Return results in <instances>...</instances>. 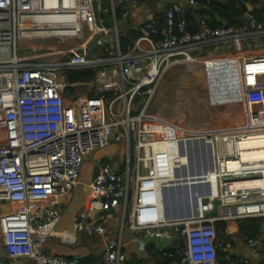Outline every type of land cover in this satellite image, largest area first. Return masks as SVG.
Instances as JSON below:
<instances>
[{"label":"built area","instance_id":"obj_1","mask_svg":"<svg viewBox=\"0 0 264 264\" xmlns=\"http://www.w3.org/2000/svg\"><path fill=\"white\" fill-rule=\"evenodd\" d=\"M110 1L114 21L116 4ZM141 1L121 0L123 21ZM182 15V7L173 5L165 11L162 30L154 22L138 25L134 45L121 54L116 26L97 23L93 0H0V264L18 258L82 264L44 252L62 214L61 204L49 200L76 188L88 155L114 145L125 147V169L105 162L96 166L86 203L74 221L75 234L104 237V214L127 209L131 172L136 181L127 229L160 252L166 248L163 242L183 240L178 264H217V222L264 218V160L243 162L240 148L249 136L264 134V56L237 59L242 130L185 139L148 114L157 87L172 68L193 67L202 58L193 53L216 44L264 36V19L258 22L246 13L238 28L202 24L192 34ZM95 36L98 48L112 37L114 53L107 52L106 59L89 57L86 49ZM31 52L38 55L28 56ZM98 68L91 82L70 84L66 79L67 70ZM79 90L83 94L76 95ZM196 138L212 145L213 170L182 186L172 181V171L182 166L180 158L160 146ZM243 183L249 185H239ZM178 191H185L190 205L184 216L168 207L169 196ZM213 200L218 215L209 218L205 214ZM259 246L257 238L247 239L250 253ZM101 260L126 264L121 242H107ZM240 264H250V258Z\"/></svg>","mask_w":264,"mask_h":264},{"label":"crops","instance_id":"obj_2","mask_svg":"<svg viewBox=\"0 0 264 264\" xmlns=\"http://www.w3.org/2000/svg\"><path fill=\"white\" fill-rule=\"evenodd\" d=\"M112 1L117 6L121 5L123 7L121 0ZM189 1L190 0H142L138 8L133 12L132 16L127 21L121 20L119 22V27L121 30L125 31L128 27L134 29L144 22L157 23L160 21L162 22V20L163 22L161 26L163 27L165 25V11L173 5H179L183 9V15L181 19L183 20L186 26L187 32L191 33L193 30L199 29L202 24H206V20L210 22V19L195 14L194 12L198 11L201 7L197 5L196 0H192L195 2V5L193 6L189 5ZM102 2L106 4L108 8H110V18L112 23L111 29L114 27V25L117 27L115 19L114 21L112 20L111 1L103 0ZM234 3L236 9H240L243 6L246 10L244 14L250 13L258 22H263L264 0H234ZM190 7L192 9L187 13L186 10ZM244 14L240 18L244 19ZM184 15H189L190 17L184 18ZM240 18H238V20ZM192 21L195 22L196 26L192 25ZM217 21L221 25H224V22L222 20L218 19ZM98 22L99 25L103 26L101 20ZM111 45H114V43H111ZM209 52L214 54L222 53L225 55H229L233 59L208 61L205 69L207 84L209 81H211V83L215 87V85L218 84V81L222 79V81L224 80L226 82L225 85L227 84L226 87L230 91V94L233 96L236 95L235 98L239 97L238 99H240L241 94L237 78V59L264 56V36H251V38L247 42L230 41L225 44H216L204 50L194 52L193 55L198 54V56L200 55L201 57H203V55L208 54ZM218 63L226 64L224 66L226 70L221 72L219 65H216ZM176 67L172 68L169 72H171ZM115 149H120L122 152H124V154H126L125 147H123L122 145H114L109 146L104 150H99L88 155L84 159V164L82 166L80 178L76 188L69 194L54 195L50 198L49 204H61L62 214L59 222L55 226V234L48 238L46 242V245L44 247L45 253L75 260L82 264H101V256L106 243L112 241H120L123 245V251L127 256L126 262H131L132 260H135L141 261L143 264L163 263L162 261L156 260L154 258V253L156 251L160 252L155 244H152V253L149 254L145 251V245L149 243L141 242V235L139 233L131 232L127 229L130 215L129 204L125 212H122L121 209H118L112 210L104 214V237L86 236L82 234H75L74 232V221L76 219L77 214L83 209L86 203V199L89 195V184L91 182L92 175L96 166L100 163L107 162L109 164H112L118 170H124V167L122 168V165H120L116 160L115 156L117 154H115ZM122 157L123 161H125L126 156ZM179 193L180 192H176L174 193V195H170L169 202H173V200H175L174 203L184 202L188 211L190 205L186 201L185 195L183 193ZM192 205L194 206V204ZM187 211L185 213H187ZM185 213L182 214V216H184ZM245 220H261L263 225L261 226L260 234L255 237L259 240L260 246L255 252L250 253L247 248V239L250 238L242 236L239 230L240 220L232 222L228 221L226 222V246L223 249V251L227 255L226 260L229 261V256H232L233 261L228 264H240V261L243 258L249 257L250 264H264V232H262V228H264V218H247ZM66 234L70 235L71 239L62 240L61 236H65ZM176 242L177 244L174 246V248H170V243L167 245L163 242L162 244L166 247L165 249L170 248L175 250L176 253H179L181 251V246L178 243L179 240H177ZM3 255L4 253L0 244V256ZM5 264L37 263L32 259L18 258L7 260Z\"/></svg>","mask_w":264,"mask_h":264},{"label":"rangeland","instance_id":"obj_3","mask_svg":"<svg viewBox=\"0 0 264 264\" xmlns=\"http://www.w3.org/2000/svg\"><path fill=\"white\" fill-rule=\"evenodd\" d=\"M102 1L93 0L96 14L102 11ZM97 38V36L93 37L87 46L86 52L89 57H99V53L94 51L97 48L95 46ZM114 51V45L109 46L108 53L113 54ZM18 54L21 55V52ZM36 55L38 53L31 52L28 56L35 57ZM106 58L107 55L101 59ZM38 59L37 57L33 60ZM221 59L233 58L222 53L214 54L209 52L203 55L193 67H189L187 64H180L167 73L153 95L150 108L148 109L149 116L154 120L167 124L171 129H174L173 131L177 136L184 137L185 139L189 137L193 138L203 133L242 130L245 125V111L242 104L238 103L239 97L235 98L236 95L230 94V91L226 87L227 84L225 85L226 82L222 81V79L218 81L215 87L211 81L207 84L205 62ZM216 65H219L221 72L226 70L224 67L226 64L218 63ZM81 94H83L82 90L76 93V95ZM169 135L174 134L169 133ZM115 154H117L115 156L116 160L125 169L126 159L123 161L122 157L125 156L124 152L120 149H115ZM130 161L132 166V142L130 145ZM135 181V174L131 172L129 177L130 197L135 186ZM203 189L206 192L208 189L207 185ZM130 201L131 198L128 204H130ZM174 202L175 200L168 202L171 213L184 214L187 211L184 202Z\"/></svg>","mask_w":264,"mask_h":264},{"label":"trees","instance_id":"obj_4","mask_svg":"<svg viewBox=\"0 0 264 264\" xmlns=\"http://www.w3.org/2000/svg\"><path fill=\"white\" fill-rule=\"evenodd\" d=\"M197 5L201 8L194 13L201 16L207 17L210 19V22L206 20V25L210 26L211 28H218L221 26L225 27H233L238 28L241 25L237 22L238 18L242 17L243 14L246 12L245 8L242 6L240 9H236L234 0H196ZM123 12V7L121 5H116L114 7V19L117 25V37H118V50L121 54H125L133 45L136 39L139 36V33L134 28L128 27L125 31L121 30L118 26V23L122 20L121 15ZM97 23L98 21H103V26L111 29L112 23L110 18V8L106 4H102V11L99 12L97 15ZM165 17V16H164ZM189 15H184V18H189ZM222 20L224 25L218 23L217 20ZM163 22V20H162ZM162 22H157L156 25L162 30ZM192 25H195V22L192 21ZM197 28V27H196ZM199 29L193 30L191 33L197 32ZM189 31V30H188ZM109 46L111 43H105L102 47L96 48L94 51L99 53L100 58H105L107 52L109 50ZM108 48V49H107ZM116 50V48H115ZM100 68L96 70H83V71H70L67 70L65 72L66 79L70 84L76 83H88L91 82L95 74ZM131 162V161H130ZM107 163V162H105ZM121 170V169H120ZM130 197L128 198L129 201ZM261 220L256 221H249V220H240L239 221V230L242 236L247 238H255L257 235L260 234V229L262 226ZM226 222H217L215 224L217 238L220 242L221 246L217 248L216 251V263L217 264H228L232 262V256H229V261L226 260L227 255L223 251L226 246L225 238H226ZM154 258L156 260H160L162 264H178L180 262V256L178 252L176 253L175 250L167 248L164 249L162 252L156 251L154 253ZM126 264H143L141 261L132 260L131 262H126Z\"/></svg>","mask_w":264,"mask_h":264},{"label":"bare ground","instance_id":"obj_5","mask_svg":"<svg viewBox=\"0 0 264 264\" xmlns=\"http://www.w3.org/2000/svg\"><path fill=\"white\" fill-rule=\"evenodd\" d=\"M194 140V141H193ZM202 138H196L191 140H180L176 142L169 141L166 144H162L161 148H169L177 157L180 158L182 166L172 171V181L177 184L191 185L198 179H204L205 174L203 168H210L212 163V157L209 154V142L202 143ZM241 148V160L243 162H262L264 160V134L257 133L244 139L240 144ZM213 151V148H212ZM199 167H203L198 172ZM240 186H246L247 184H239ZM212 189L215 191L214 186ZM191 190V189H190ZM185 192V191H184ZM67 235V234H66Z\"/></svg>","mask_w":264,"mask_h":264},{"label":"water","instance_id":"obj_6","mask_svg":"<svg viewBox=\"0 0 264 264\" xmlns=\"http://www.w3.org/2000/svg\"><path fill=\"white\" fill-rule=\"evenodd\" d=\"M192 8L190 7V8H188L187 10H186V12L188 13L190 10H191ZM238 22L240 23V24H244L245 23V20L244 19H242V18H240L239 20H238ZM112 37L109 39V41L111 42L112 41ZM194 141V140H193ZM201 142L204 144V143H206L204 140H201ZM210 144V143H209ZM209 146V154H210V157H212V163H211V165H210V168H203V170H202V168L201 167H199V168H201V169H199L198 170V172H200V170H202L203 171V173L205 174V176L204 177H206L212 170H213V151H212V145L210 144V145H208ZM181 167V166H180ZM178 169V168H177ZM179 192V191H178ZM211 205H212V210L210 211V212H208V213H206L205 215H206V217H209V218H216L217 217V215H218V209H217V206H218V201L217 200H213L212 201V203H211ZM174 218V217H173ZM262 232H264V228H262ZM179 244H180V246H181V248H183V240H179V242H178ZM177 244V242H176V240L175 239H173V240H171V242H170V248H174V246ZM152 247H153V245L151 244V243H149V244H146L145 245V251L146 252H148L149 254H151L152 252ZM144 264H146V263H144Z\"/></svg>","mask_w":264,"mask_h":264}]
</instances>
